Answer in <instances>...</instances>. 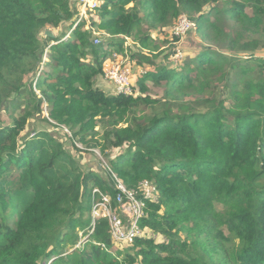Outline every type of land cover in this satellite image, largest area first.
<instances>
[{
    "label": "trees",
    "instance_id": "1",
    "mask_svg": "<svg viewBox=\"0 0 264 264\" xmlns=\"http://www.w3.org/2000/svg\"><path fill=\"white\" fill-rule=\"evenodd\" d=\"M100 1L93 11L102 18L91 25L107 34V44L119 52L129 36L150 53L131 54L145 69L137 94L106 93L95 84L108 48L93 43L86 22L69 26L68 36L44 35L66 26L75 0H0V264H264V65L257 38L264 36V0ZM183 12L193 16L199 42H188L175 63L177 45L159 50L143 24L168 36L164 29ZM148 55L161 58L151 63ZM147 81L161 87L160 97L148 95ZM212 83L224 86L226 100L203 97ZM11 107L19 115L3 124ZM44 113L48 124L97 148L116 178L137 191L144 234L131 244L115 246L103 218L89 232L92 188L115 195L102 163L98 171L81 169L47 129L19 138ZM143 181L155 187L153 198L143 197Z\"/></svg>",
    "mask_w": 264,
    "mask_h": 264
},
{
    "label": "built area",
    "instance_id": "2",
    "mask_svg": "<svg viewBox=\"0 0 264 264\" xmlns=\"http://www.w3.org/2000/svg\"><path fill=\"white\" fill-rule=\"evenodd\" d=\"M99 0H75L76 10L73 16L74 27L80 22L85 21L88 11H93L99 6ZM87 28V26H86ZM196 30V23L193 19L185 14H180L173 26V33L176 36L182 37L187 33H193ZM70 33V32H69ZM68 33V34H69ZM94 36V35H93ZM123 47H126L130 41L128 36H124ZM95 42H99V38L94 36ZM111 58L105 59L103 62V79L111 82L114 86V92L117 94L130 95L132 94V75L134 69L128 61L122 60L118 52H112ZM183 58V52L180 47H176L175 53L172 55V60L177 63ZM259 58L264 65V47L261 49ZM140 73L142 70H140ZM102 165L111 173L115 180L114 197L109 193L102 191L98 187L92 188L91 198V227L89 232L93 231L95 220L97 218L106 219L110 236L117 247L124 244H131L135 238L144 234L139 222L142 219L144 212V203L138 199L137 191L127 189L124 184L116 178V175L110 170L107 163L101 160ZM140 191L143 197L153 198L156 189L148 181L140 183ZM103 246V245H102Z\"/></svg>",
    "mask_w": 264,
    "mask_h": 264
},
{
    "label": "rangeland",
    "instance_id": "3",
    "mask_svg": "<svg viewBox=\"0 0 264 264\" xmlns=\"http://www.w3.org/2000/svg\"><path fill=\"white\" fill-rule=\"evenodd\" d=\"M102 1H98V4H101ZM207 10V9H206ZM181 14H185L187 15L189 18H193V16L183 12ZM102 17H100L96 12L94 11H88L86 14V18L84 19L86 22V26L87 28L91 29L92 33L94 36L99 38V42H95L93 40L94 44H98L101 45L105 48H108V54L105 56L106 59L111 58V53L114 51H116V47L114 45H108L107 44V34L104 33V31L102 29H100L97 25L93 26L91 25V22L93 24V22L95 24H97ZM176 19L174 20L173 24L170 25L169 27L165 28L164 30L169 33L168 36H166L165 33L163 32V29H161L160 27L157 28H150L149 24H143V30L144 32H146V34L149 36V39L152 42H157V44L160 46L159 50H167L169 48V45L175 44L178 47L181 48L182 52H183V56L185 55V52L183 50H186V45L188 44V42H190L191 45L193 44H197L199 41L197 40V33H187L185 35H183L182 37L176 36L173 33V26L175 25ZM82 23V22H80ZM90 24V25H89ZM69 26H62V30L60 28V30L58 31V33H54L56 32V29H53L51 32L56 36V37H61L62 34H66L68 36V33L71 31L68 29ZM40 38L44 37L42 33H40ZM129 37V36H128ZM130 41L128 43V45L126 47H121V51L118 52L119 57L122 60L128 61L129 64L132 66V68L135 70L133 72L132 75V84H133V94H137L139 93L138 90V86L136 85V79L137 77L141 74L135 60L132 59L131 61V54L134 52L142 51L146 54H150L148 53V51L146 49H142L140 47V45L137 43V41H135L132 37H129ZM257 38H259V42H260V47L263 48L264 47V36L260 35ZM163 40H168L169 43H162ZM149 59L151 60V55H148ZM159 58H152L151 63H153V61H156ZM172 60V57L171 59ZM158 61V60H157ZM168 62V61H167ZM151 63L145 61L142 62L143 66L146 68H153ZM142 72H145V69H142ZM95 84H99V78L98 80L95 81ZM146 87H147V93L150 97L152 98H158L162 95V89L159 86L154 85L152 82L147 81L146 83ZM106 93H112V92H107ZM114 92V91H113ZM204 98L207 99H214V100H220V99H224L226 100L227 98V93H226V89L224 88V86L222 84H218V83H212L209 88L206 89L205 93L203 94ZM193 107L195 109L201 110L203 111L205 109V105L203 103H199L197 104V102L193 101ZM228 103V102H226ZM10 112L9 114L6 113H2V118L1 121L3 122V124H10L11 123V115L10 114H14L15 116L19 115V112L15 109L13 110V108H10ZM45 112V111H44ZM46 118V114L44 113V119L42 117H37V118H33L30 121H28V123L25 125V128L23 129V131L20 133L19 138L20 139H24L26 137H30L31 134L33 132H35L38 129H47L49 132L57 135V137L59 138V140L61 142H63L64 148L65 150H67L72 157H74V159L79 163L81 169L83 170H92V171H98V167L100 166V163L102 162L101 160H104V163H107V159L105 157H103L97 148H88L86 145L81 144L77 141L76 138L73 137V134H71L68 129H66L64 126L58 125L57 123L53 122L52 120L48 119V122L50 124H48L45 121ZM47 119V118H46ZM96 130L99 131V133H102V128L101 127H96ZM124 149H116V150H112V151H108L109 155H112V157H114L115 155H117L118 153L123 152ZM101 161V162H100ZM103 163V162H102ZM105 168H104V175H105ZM89 200H85V202H87ZM214 208L219 211L220 210V205L215 204ZM222 231L224 234L227 235V231L226 229L222 228ZM148 235H152V237L154 238L155 241H158L161 238V235L159 234H155L153 235L150 231L147 232ZM209 245H213V240L209 239ZM123 248V247H121Z\"/></svg>",
    "mask_w": 264,
    "mask_h": 264
},
{
    "label": "crops",
    "instance_id": "4",
    "mask_svg": "<svg viewBox=\"0 0 264 264\" xmlns=\"http://www.w3.org/2000/svg\"><path fill=\"white\" fill-rule=\"evenodd\" d=\"M67 26V25H66ZM61 28V27H60ZM60 28H58V29H56V32H54V33H58V31L60 30ZM48 29H50L51 31L53 30V29H51V28H48ZM58 30V31H57ZM61 30H62V28H61ZM60 30V31H61ZM55 36V35H54ZM135 71V70H134ZM98 80V79H97ZM97 86H99L100 88H102L104 91H107V92H113V90H114V86H113V84L111 83V82H109V81H107V80H105V79H103V78H99V84H96Z\"/></svg>",
    "mask_w": 264,
    "mask_h": 264
},
{
    "label": "water",
    "instance_id": "5",
    "mask_svg": "<svg viewBox=\"0 0 264 264\" xmlns=\"http://www.w3.org/2000/svg\"><path fill=\"white\" fill-rule=\"evenodd\" d=\"M72 23H73V17H72V19L70 20V21H68L67 23H66V25L67 26H71L72 25ZM44 35L45 36H48V37H54V34L49 30V29H46L45 31H44Z\"/></svg>",
    "mask_w": 264,
    "mask_h": 264
}]
</instances>
